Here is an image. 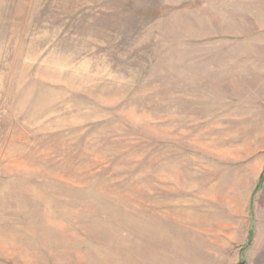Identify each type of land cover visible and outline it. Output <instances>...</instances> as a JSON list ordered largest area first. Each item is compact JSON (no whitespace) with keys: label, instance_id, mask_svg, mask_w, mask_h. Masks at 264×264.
<instances>
[{"label":"rangeland","instance_id":"374dc122","mask_svg":"<svg viewBox=\"0 0 264 264\" xmlns=\"http://www.w3.org/2000/svg\"><path fill=\"white\" fill-rule=\"evenodd\" d=\"M0 264H264V0H0Z\"/></svg>","mask_w":264,"mask_h":264}]
</instances>
